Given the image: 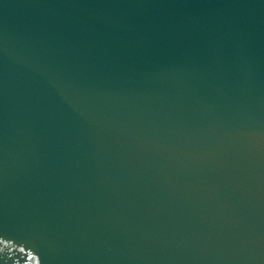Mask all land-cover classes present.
<instances>
[{
  "label": "water",
  "instance_id": "95a60500",
  "mask_svg": "<svg viewBox=\"0 0 264 264\" xmlns=\"http://www.w3.org/2000/svg\"><path fill=\"white\" fill-rule=\"evenodd\" d=\"M4 236L0 264H264V0H0Z\"/></svg>",
  "mask_w": 264,
  "mask_h": 264
}]
</instances>
